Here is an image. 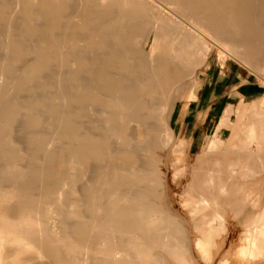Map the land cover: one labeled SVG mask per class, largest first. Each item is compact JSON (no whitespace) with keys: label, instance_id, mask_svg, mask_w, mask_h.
I'll list each match as a JSON object with an SVG mask.
<instances>
[{"label":"rangeland","instance_id":"1","mask_svg":"<svg viewBox=\"0 0 264 264\" xmlns=\"http://www.w3.org/2000/svg\"><path fill=\"white\" fill-rule=\"evenodd\" d=\"M24 4L26 0H0V264H124V232L139 234L136 246L146 250H143V256L148 264H264V255L256 256L260 246L255 238L253 245L248 244L249 235L243 228L252 210L247 209L237 217L230 214L229 223L225 226L218 214V200L201 197L217 184L205 180L190 182V173L196 163L193 152H180L173 141L169 145L165 143L169 97L163 95L159 88L153 90L147 87L145 93H141L138 81L134 82L132 87L137 100L134 108L137 111L133 117L129 120L124 118L123 122L118 113L112 111V127L120 131L122 126L120 133L123 138L107 131L106 125L110 126V123L105 124L107 118L102 117V122L98 119V115H108L100 101L109 98L120 101L119 95L127 86V74L124 71V82L119 79L121 74L116 58L124 57V53L109 40L115 53L96 50V64L91 63V56H81V65L75 62L76 75L71 77L69 71L59 65L62 62L59 52L63 40L56 37H60L62 32L51 31L47 27L46 21L57 17H44L40 15L39 8L33 11ZM151 4L167 6L170 1L152 0ZM12 10L16 11L15 16L10 14ZM116 15V10H113L103 19L115 18ZM171 15L172 22L177 26H200L191 18L185 21L177 14ZM11 19L24 20L26 24L16 22L10 31L8 24ZM238 20L246 26L241 31L243 39L256 50L264 52V16L239 17ZM26 25L32 29L27 30ZM124 30L122 26L119 35L123 36ZM106 54L108 57L112 54V63L100 66L102 55ZM171 54L173 65L178 70L176 73L184 77V83L195 79L192 78V67L180 62L177 52ZM129 55L130 67L135 57ZM208 57L212 66L208 71L216 69L218 49H212ZM31 63L49 65L32 70L28 66ZM224 65L231 70L244 71L252 81L260 84L263 92L252 99L245 97L246 103L264 96V83L259 82L247 67L231 58ZM14 69L28 73L25 74L27 84L33 87L46 85L59 89L65 85L81 99L84 91L90 90L88 101L79 100L83 111L72 118L65 139L61 138L55 118L50 122L40 120V104L33 102L35 94L29 88H21L23 82L13 84L11 88L15 79L12 78ZM108 73L111 78H103ZM207 78L205 75L204 79ZM104 83L109 85L112 95L102 89ZM201 85L202 76L195 90L196 96ZM94 94L99 97L96 101L93 100ZM132 104L126 102L124 106ZM48 106L51 110L53 104ZM228 107L233 108L234 114H239V107H232L226 97L217 109L224 111ZM19 113L29 114V117H17L15 124ZM26 127L27 133L24 132ZM222 127L221 123L215 124L212 133L220 132ZM43 141H50L52 145L49 160L45 163L32 160L33 155H40L36 151ZM66 152L69 159L64 161ZM240 152V148L233 143L226 151L225 160L230 165L224 167H228L235 177L239 176L244 171L239 164L240 157L247 163L245 171L249 176L255 169V174L246 180L244 193L246 200L255 202L264 172L261 162L252 155V149L243 151L242 156ZM180 153L183 159L178 157ZM210 164L208 167H212ZM29 168L33 172L26 171L25 178L20 179L16 175L20 170ZM19 179L22 185L15 187ZM138 202L143 203L145 208L137 206ZM261 202L264 206V199ZM173 220L183 227L182 232L171 224ZM186 229L189 239L184 237ZM189 240L191 249H188Z\"/></svg>","mask_w":264,"mask_h":264},{"label":"crops","instance_id":"2","mask_svg":"<svg viewBox=\"0 0 264 264\" xmlns=\"http://www.w3.org/2000/svg\"><path fill=\"white\" fill-rule=\"evenodd\" d=\"M52 1L53 0H37L31 2L26 0L25 6L29 8L33 6V11L40 8V15L44 17L51 14L57 17L56 19L46 21L47 27L48 29L50 28L51 31H61L63 33L60 37H56L58 40L62 38L64 40L63 46H60L59 53L65 55V61H62L59 65L67 69L71 77L76 75V68L74 67L75 62L78 66L81 65V56H91V63L96 64L98 59L95 53L96 50H105L115 53V49L110 45V42L113 43L112 41L114 40L113 44L119 46L122 53L124 52L127 56L133 54L135 57V62L133 65L131 64L130 67L128 66L129 58L124 54V57L120 56L116 58L119 64L118 70L122 76H119V79L124 82V71H126L127 75L125 81L127 86L119 95L121 97L120 101H118L119 99L117 100L121 102L122 105L116 100L108 99L102 102L100 101L102 105L104 104L102 106L103 111L107 112L108 115L101 114L98 116V119L100 118V120H102L104 119L102 116H106L107 121L105 124L111 122L110 126H107L105 129L123 138L122 133H120L122 126L119 125L120 131H116L117 129H113L112 127V111H114L115 114L118 113L123 122L124 117L126 120L133 117L134 112L137 111H135L134 108L137 106V100L135 98L136 93L132 87L134 82L138 81L139 91L141 93H143V91L145 93L147 87L149 89L153 88V90L156 88L163 90V95L169 97L166 108L167 116L165 119V143L169 145L173 141L178 145L180 152H182V150H190L193 152V158L196 163L190 173V182H202L206 179V182L210 184H217V187H214L215 185L211 186L212 188L209 190V193L203 194L201 197L212 198L213 196L218 200V214L222 217L221 220H223L222 223H224L225 226L229 223L228 218L230 214L237 217L247 209L252 210L245 219L243 228L244 231L247 230L249 239L252 240L250 242L252 245L253 238H255L258 246L261 244V246L258 247L256 256L264 255V206L261 202V200L264 199V186H262L264 185V178L263 181L258 184V200L249 202L245 199L244 195L247 187L246 180L255 174V169L251 170L253 174L250 173L249 176L245 171L247 163L241 160L239 164L244 171L240 173L239 176L235 177L228 167H224L230 165V163L225 160L227 159L226 151L232 147L234 143L240 148L241 156L243 151L248 149L254 150L252 155L259 162H262L260 165L264 172V96L259 99H254L249 103L245 102V97L248 99L255 98L260 95L263 90L260 84L256 81H252L244 71L238 69L231 70L224 65L229 58L235 59L250 71H253L252 73L256 76L258 75L259 82L264 83V52L256 50L243 39L241 31L246 28V26L238 20L239 17L247 19L257 15L264 16V0H169V5H160L159 7L151 4V0H103L104 2L102 0ZM257 7H260V9H256ZM113 10H116V17L104 20L103 18L111 15ZM10 14L15 16L16 11L12 10ZM171 14H177V16L185 21L191 18V20L198 21L200 26H177L172 22L173 16ZM106 21L110 22L107 23ZM16 22L26 24L24 20L11 19L8 24L10 31L13 28V24ZM122 26L126 27L123 36L119 35ZM26 27H28L27 30L32 29V27L28 25H26ZM174 31L177 34L174 33ZM80 32L84 33L82 37L79 35ZM209 44L211 46H209ZM226 45L229 47L226 48ZM221 46H223V48ZM214 48L218 49L217 68L228 73H221L217 68L208 71L212 68L208 56ZM237 49L240 50V52H238ZM151 50L154 55H152ZM174 51L177 52L180 62L186 64L185 66L190 65L192 67V78L195 77V79L191 80V82L184 83V77L176 73L178 70L173 65L171 57V52ZM67 55L69 58L66 57ZM189 55L191 57H189ZM107 57V54L105 57L103 55V60L99 63L100 66L111 65L112 54L108 58ZM70 58H72L71 62H69ZM43 65L31 63L28 66L33 70L38 66L45 67L49 64ZM144 69H146V71H144ZM14 71L15 73L12 78L15 79H11L13 80L11 82V88L13 84L17 82H23L21 88L24 90L26 87L29 88V90L31 88L30 91L35 94L33 102L39 103L40 111H44L39 115L40 120L46 119L50 122L52 118H55V122L57 121L55 125L61 133V138L65 139L64 137H67L65 132L70 126L73 120L72 118L83 111L82 103L79 101L81 97L79 98L72 94L70 88L65 85L60 86L59 89H54L46 85L33 87L30 83L27 84L25 74L28 73H24V70L21 72L14 69ZM92 72L95 74L96 71L94 72L92 70ZM216 72L217 75H215ZM96 73L98 74V71ZM135 73L139 74L135 75ZM203 73L205 74L202 75ZM200 75L202 76V85L198 89L196 96L195 90L201 81ZM205 75L208 76L207 79H204ZM103 77L111 78V74H105ZM37 78L38 76L35 80ZM30 79L32 80L31 75ZM143 86L144 88H142ZM102 87L103 90H106L107 93L112 95V90L108 84L104 83ZM84 92L85 93L82 94V99L88 101L90 90H85ZM96 96L98 95L93 96L95 97V99H93L94 101L98 99H96ZM224 97L228 99L232 107L239 105V109L241 108L239 114H234L233 108L231 107L226 108L224 111H218V105H220ZM126 102H131L133 104L131 106L127 105L125 108L124 103ZM49 103L53 104L51 110H49ZM57 106L59 107L57 108ZM18 115L15 117L16 122L17 117L24 119L29 117V114L26 113H19ZM58 115L60 117H58ZM218 123L223 125L222 130L213 134L212 127ZM27 129V127L24 129L25 133L28 132ZM13 130L15 131V127ZM182 135L186 137L183 138ZM41 143V147L36 151L40 152V155H33L32 160L45 163L49 160L48 153L52 145L50 141H43ZM178 157L183 159L182 153H180ZM68 159V152H66L63 160L66 161ZM240 159L239 157V161ZM209 163H211L210 165L213 167H208ZM26 171H32V169H22L16 173V175L20 176V179L25 178ZM35 171L36 170H34V172ZM175 174L178 173L175 172ZM192 177H195V179ZM209 178L210 180H208ZM20 179L19 182L15 184V187H20L22 185ZM90 190L93 191V188L91 187ZM137 204V206H141L142 209L145 208L143 203L138 202ZM140 221L141 219L138 220L137 223H140ZM171 224L175 225V227L179 228L182 232L183 227L177 225L174 220ZM184 237L185 239L188 237L187 229L184 232ZM139 238L140 236L136 232H124L126 244L124 247V264H148V261L144 258L145 255L143 256V250H146L136 246V241ZM188 249H191L190 240ZM134 261L137 262L135 263Z\"/></svg>","mask_w":264,"mask_h":264},{"label":"bare ground","instance_id":"3","mask_svg":"<svg viewBox=\"0 0 264 264\" xmlns=\"http://www.w3.org/2000/svg\"><path fill=\"white\" fill-rule=\"evenodd\" d=\"M16 1V0H15ZM35 1V0H34ZM54 1V0H53ZM52 1V2H53ZM82 1V0H81ZM103 1V0H102ZM152 1V0H151ZM247 1V0H246ZM18 2V1H17ZM17 2H16V4H17ZM25 2V1H24ZM54 2H56V1H54ZM104 2V1H103ZM25 5V4H24ZM55 5V4H54ZM83 5V4H82ZM104 5V4H103ZM129 6V5H128ZM24 7V6H23ZM177 8V7H176ZM29 9V8H28ZM31 9H33V6H32V8ZM40 9V8H39ZM81 9V8H80ZM30 11V10H29ZM119 11H120V9H119ZM166 11V10H165ZM157 12V11H156ZM84 14V13H83ZM181 14V13H180ZM51 15H54V14H51ZM141 24V23H140ZM56 28V27H55ZM111 28V27H110ZM126 28V27H125ZM144 28V27H143ZM120 29V28H119ZM194 29V28H193ZM116 31V30H115ZM127 31V30H126ZM201 31V30H200ZM90 32V31H89ZM92 32H93V30H92ZM202 32V31H201ZM96 33V32H95ZM115 33V32H114ZM198 33V32H197ZM207 33V32H206ZM112 34V33H111ZM116 34V33H115ZM154 34V33H153ZM177 34V33H176ZM201 34V33H200ZM210 34V33H209ZM227 34V33H226ZM62 35H63V33H62ZM124 35V34H123ZM140 35V34H139ZM86 36H88V35H86ZM82 37V36H81ZM135 37V36H134ZM145 37V36H144ZM78 38H79V35H78ZM84 38V37H83ZM97 38V37H96ZM151 38V37H150ZM209 38V37H208ZM167 39V38H166ZM211 39V38H210ZM221 39V38H220ZM62 40H63V38H62ZM80 40V39H79ZM112 40V39H111ZM215 40V39H214ZM218 40V39H217ZM64 41V40H63ZM115 41V40H114ZM114 41H112L113 43H114ZM155 41V40H154ZM240 41V40H239ZM70 42V41H69ZM105 42V41H104ZM215 42V41H214ZM217 42V41H216ZM72 43V42H71ZM118 43V42H117ZM145 43V42H144ZM147 43V42H146ZM87 44V43H86ZM120 44V43H119ZM124 44V43H123ZM148 44V43H147ZM159 44V43H158ZM99 45V44H98ZM133 45V44H132ZM218 45V44H217ZM223 45V44H222ZM88 46V45H87ZM121 46V45H120ZM148 46V45H147ZM160 46V45H159ZM171 46V45H170ZM227 46V45H226ZM226 46H224V47H226ZM107 47V46H106ZM133 47V46H132ZM131 47V48H132ZM222 48H223V46H221ZM229 46H227L226 48H228ZM130 48V49H131ZM149 48V47H148ZM96 49V48H95ZM100 50V49H99ZM124 50V49H123ZM169 50H171V49H169ZM114 51V50H113ZM125 51V50H124ZM133 51V50H132ZM131 51V52H132ZM150 51V50H149ZM152 51V50H151ZM229 51V50H228ZM62 52V51H61ZM201 52V51H200ZM235 52V51H234ZM261 52V51H260ZM83 53V52H82ZM91 53V52H90ZM124 53V52H123ZM159 53H160V51H159ZM91 54H93V53H91ZM188 54V53H187ZM186 54V55H187ZM209 54V53H208ZM108 55V54H107ZM136 55V54H135ZM152 55H154L153 54V51H152ZM191 55V54H190ZM94 56V55H93ZM103 56V55H102ZM140 56V55H139ZM142 56H143V54H142ZM141 56V57H142ZM247 56V55H246ZM105 57V56H104ZM127 57V56H126ZM236 57H237V55H236ZM242 57V56H241ZM60 58H61V60L62 61H65V55L64 54H62L61 56H60ZM108 58V57H107ZM106 58V59H107ZM188 58V57H187ZM243 58V57H242ZM93 59V58H92ZM95 59V58H94ZM119 59V58H118ZM127 59V58H126ZM125 59V60H126ZM179 59V58H178ZM181 59V58H180ZM96 60V59H95ZM109 60V59H108ZM145 61V60H144ZM187 61V60H186ZM241 61H244V60H241ZM102 62V61H101ZM185 62V61H184ZM128 63V62H127ZM138 63V62H137ZM153 63V62H152ZM187 63V62H186ZM242 63H244V62H242ZM56 64V63H55ZM114 64V63H113ZM129 64V63H128ZM188 64V63H187ZM248 64V63H247ZM119 65V64H118ZM148 65V64H147ZM186 65V64H185ZM246 65V64H245ZM188 66V65H187ZM211 66V65H210ZM253 66V65H252ZM251 66V67H252ZM3 67V66H2ZM210 68V67H209ZM107 70V69H106ZM153 70V69H152ZM3 71V70H2ZM144 71H146V69H144ZM257 71H259V70H257ZM4 72V71H3ZM141 72V71H140ZM253 72V71H252ZM2 73V72H1ZM0 73V74H1ZM147 73V72H146ZM153 73V72H152ZM72 74V73H71ZM131 74V73H130ZM137 74H139V73H135V75H137ZM16 76V75H15ZM20 76V75H19ZM73 76V75H72ZM141 76V75H140ZM201 76V75H200ZM258 76V75H257ZM130 77V76H129ZM128 77V78H129ZM145 77V76H144ZM104 78V77H103ZM109 78V77H108ZM137 78V77H136ZM10 79V78H9ZM138 79V78H137ZM146 79H148V78H146ZM160 81V80H159ZM199 81V80H198ZM145 83V82H144ZM148 83V82H147ZM32 85V84H31ZM179 85V84H178ZM67 87V86H66ZM129 87V86H128ZM130 88V87H129ZM141 88V87H140ZM142 88H144V86L142 87ZM151 89V88H150ZM13 90V89H12ZM30 90H31V88H30ZM45 90V89H44ZM61 91V90H60ZM88 91V90H87ZM106 91V90H105ZM161 91V90H160ZM163 91V90H162ZM188 91V90H187ZM126 92V91H125ZM229 92V91H228ZM85 93V92H84ZM163 93V92H162ZM67 94V93H66ZM76 94V93H75ZM139 94V93H138ZM42 95V94H41ZM86 95H87V93H86ZM95 95V94H94ZM145 95V94H144ZM78 97V96H77ZM233 97V96H232ZM231 97V98H232ZM65 98V97H64ZM99 98V97H98ZM95 99V98H94ZM97 99V98H96ZM110 99V98H109ZM244 99V98H243ZM59 101H60V99H59ZM64 101V100H63ZM66 101V100H65ZM117 101V100H116ZM119 101V100H118ZM117 101V102H118ZM192 101V100H191ZM40 102V101H39ZM42 102V101H41ZM61 102V101H60ZM102 102V101H101ZM106 102H108V101H106ZM123 102V101H122ZM58 103V102H57ZM110 103H112V102H110ZM238 103V102H237ZM64 104H65V102H64ZM74 105H76V104H74ZM104 105V104H103ZM126 105V104H125ZM83 106V105H82ZM121 106V105H120ZM239 106V105H238ZM38 107V106H37ZM59 106H57V108H58ZM79 107V106H78ZM80 107H81V104H80ZM63 108H64V106H63ZM124 108V107H123ZM126 108V107H125ZM54 109V108H53ZM77 109H79V108H77ZM241 109V108H240ZM75 110V109H74ZM80 110V109H79ZM107 110V109H106ZM70 111V110H69ZM109 111V110H108ZM58 112V111H57ZM71 112H73V111H71ZM75 112V111H74ZM90 112V111H89ZM110 112V111H109ZM242 113V112H241ZM247 114V113H246ZM63 115V114H62ZM125 115V114H124ZM16 116V115H15ZM19 116V115H18ZM99 116V115H98ZM214 116V115H213ZM58 117H60L59 115H58ZM103 117V116H102ZM106 117V116H105ZM122 117H124V116H122ZM220 117V116H219ZM61 118H63V117H61ZM69 118V117H68ZM107 118V117H106ZM125 118V117H124ZM123 118V119H124ZM50 119H51V117H50ZM58 119V118H57ZM100 119V118H99ZM212 119V118H211ZM244 119V118H243ZM62 120V119H61ZM103 120V119H102ZM102 120H100V121H102ZM125 120H126V118H125ZM222 120V119H221ZM226 120H228V119H226ZM242 120V119H241ZM37 121V120H36ZM123 121V120H122ZM16 122V121H15ZM53 122V121H52ZM57 122V121H56ZM59 122V121H58ZM60 122H62V121H60ZM247 122V121H246ZM27 123V122H26ZM55 123V122H54ZM83 123V122H82ZM96 123V122H95ZM111 123V122H110ZM224 123H226V122H224ZM233 123V122H232ZM60 124V123H59ZM227 124V123H226ZM229 124V123H228ZM237 124V123H236ZM257 124V123H256ZM260 124V123H259ZM262 124V123H261ZM12 125V124H11ZM244 126V125H243ZM88 127V126H87ZM106 127H107V125H106ZM210 127V126H209ZM208 127V128H209ZM256 127V126H255ZM260 127V126H259ZM262 127V126H261ZM110 129V128H109ZM167 131V130H166ZM257 131V130H256ZM229 132V131H228ZM239 132V131H238ZM241 132V131H240ZM63 133V132H62ZM259 133V132H258ZM177 134V133H176ZM234 134H235V132H234ZM166 135V134H165ZM237 135V134H236ZM259 135V134H258ZM244 136V135H243ZM159 137H160V135H159ZM231 137V136H230ZM29 138V137H28ZM64 138H66V137H64ZM180 138V137H179ZM211 138V137H210ZM159 139V138H158ZM257 139V138H256ZM234 140V139H233ZM176 141V140H175ZM229 141V140H228ZM178 142V141H177ZM237 142V141H236ZM109 143V142H108ZM183 143V142H182ZM187 143V142H186ZM227 143V142H226ZM184 144V143H183ZM182 144V145H183ZM236 145V144H235ZM241 145V144H240ZM261 145V144H260ZM231 146V145H230ZM49 147V146H48ZM119 147V146H118ZM231 148V147H230ZM242 148V147H241ZM247 148V147H246ZM81 149V148H80ZM242 149H244V148H242ZM260 149V148H259ZM227 150V149H226ZM217 151V150H216ZM254 151V150H253ZM262 151V150H261ZM213 155V154H212ZM239 155V154H238ZM90 156V155H89ZM110 156V155H109ZM150 156V155H149ZM63 159H64V157H63ZM91 159V158H90ZM117 160H119V159H117ZM213 160V159H212ZM63 161V160H62ZM126 162V161H125ZM157 162V161H156ZM212 162V161H211ZM215 162V161H214ZM240 162H241V159H240ZM261 162V161H260ZM71 163V162H70ZM103 163V162H102ZM262 163V162H261ZM72 164V163H71ZM129 164V163H128ZM210 164V163H209ZM215 164V163H214ZM218 165V164H217ZM213 167V166H212ZM123 168V167H122ZM203 168V167H202ZM128 169V168H127ZM133 169V168H132ZM210 169V168H209ZM71 170V169H70ZM105 170V169H104ZM118 170V169H117ZM212 170V169H211ZM222 170V169H221ZM102 171V170H101ZM128 171V170H127ZM125 172V171H124ZM204 172H206V171H204ZM74 175V174H73ZM138 175V174H137ZM136 176V175H135ZM201 176V175H200ZM199 176V177H200ZM202 177V176H201ZM203 177H205V176H203ZM231 178V177H230ZM70 179V178H69ZM238 179V178H237ZM208 180H210V178L208 179ZM239 180V179H238ZM205 181H206V179H205ZM107 182V181H106ZM111 183V182H110ZM117 183V182H116ZM205 183V182H204ZM217 183V182H216ZM54 185V184H53ZM262 186H264V185H262ZM261 186V187H262ZM199 187V186H198ZM202 187V186H201ZM209 187V186H208ZM66 188V187H65ZM211 188V187H210ZM263 188V187H262ZM54 189V188H53ZM91 189V188H90ZM112 189V188H111ZM204 189H205V187H204ZM241 189V188H240ZM64 190V189H63ZM207 190V189H206ZM209 190V189H208ZM216 190H218V189H216ZM56 191H58V190H56ZM55 191V192H56ZM140 191V190H139ZM201 191V190H200ZM213 191H214V189H213ZM119 192V191H118ZM141 192V191H140ZM204 192V191H203ZM127 193V192H126ZM200 193V192H199ZM208 193V192H207ZM212 194V193H211ZM130 195V194H129ZM197 195V194H196ZM57 196V195H56ZM104 196V195H103ZM45 197V196H44ZM144 197V196H143ZM127 199H128V197H127ZM212 199H214V197L212 196ZM223 201V200H222ZM51 204V203H50ZM146 204V203H145ZM215 204V203H214ZM115 205V204H114ZM138 205V204H137ZM202 205H203V203H202ZM206 205V204H205ZM204 206V205H203ZM139 207H141V206H139ZM208 207V206H207ZM214 208H216L215 206H213ZM142 208V207H141ZM208 209H210L209 207H208ZM161 210V209H160ZM160 212V211H159ZM212 212V211H211ZM101 213V212H100ZM214 213V212H213ZM52 214V213H51ZM206 215V214H205ZM50 217V216H49ZM169 217V216H168ZM264 217V216H263ZM263 219V218H262ZM221 220V219H220ZM57 221V220H56ZM223 221V220H222ZM256 221V220H255ZM40 223V222H39ZM221 223V222H220ZM220 223H218V224H220ZM226 223V222H225ZM263 223H264V221H263ZM216 224H217V222H216ZM224 224V223H223ZM261 224V223H260ZM222 225V224H221ZM227 225V224H226ZM95 226V225H94ZM263 227V226H262ZM248 228V227H247ZM250 229V228H249ZM251 229H252V227H251ZM259 229V228H258ZM246 230V229H245ZM247 231V230H246ZM253 231V230H252ZM256 232H257V230H256ZM254 233V232H253ZM264 233V232H263ZM57 234V233H56ZM246 234H248V232L246 233ZM250 234H251V232H250ZM259 234V233H258ZM249 235V234H248ZM254 236V235H253ZM256 236V235H255ZM165 237V236H164ZM251 237V236H250ZM257 238V237H256ZM174 239V238H173ZM175 240V239H174ZM262 240V239H261ZM252 240H250V242H251ZM255 242V241H254ZM261 242V241H260ZM259 242V243H260ZM248 244H251V243H249V241H248ZM255 244V243H254ZM252 245V244H251ZM250 246V245H249ZM256 247H257V245H255ZM260 246H261V244H260ZM175 246H173V248H174ZM253 247V246H252ZM264 247V246H263ZM242 248V247H241ZM177 250V249H176ZM239 250V249H238ZM241 250H243V249H241ZM249 250V249H248ZM253 250V249H252ZM179 252V251H178ZM182 252V251H181ZM19 253V252H18ZM242 253H243V251H242ZM181 254V253H180ZM239 254V253H238ZM251 254V253H250ZM255 254V253H254ZM253 254V255H254ZM184 255V254H183ZM183 255H181V256H183ZM139 256V255H138ZM173 257H174V255H173ZM183 257H186V256H183ZM241 257H242V255H241ZM245 257V256H244ZM6 258V257H5ZM179 258V257H178ZM251 258V257H250ZM130 260V259H129ZM215 260V259H214ZM238 260H241V259H238ZM243 260V259H242ZM185 261V260H184ZM18 262V261H17ZM21 262V261H20ZM73 262V261H72ZM124 262H125V260H124ZM241 262V261H240ZM136 263V262H135ZM245 263V262H244ZM129 264V263H128ZM132 264V263H131ZM138 264H140V263H138Z\"/></svg>","mask_w":264,"mask_h":264}]
</instances>
